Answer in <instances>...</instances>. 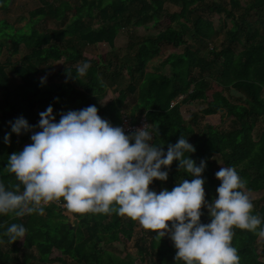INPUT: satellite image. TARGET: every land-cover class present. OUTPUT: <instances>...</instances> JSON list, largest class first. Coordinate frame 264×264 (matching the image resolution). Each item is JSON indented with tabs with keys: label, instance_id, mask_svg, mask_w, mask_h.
<instances>
[{
	"label": "trees",
	"instance_id": "obj_1",
	"mask_svg": "<svg viewBox=\"0 0 264 264\" xmlns=\"http://www.w3.org/2000/svg\"><path fill=\"white\" fill-rule=\"evenodd\" d=\"M10 2L0 0V12L6 11ZM228 2L227 6L214 0H54L31 11L28 22L21 28L0 19V51L5 45L11 54L18 53L20 46L25 50L18 62L5 65L0 62V181L6 188L18 183L5 169L8 154L31 142L29 134L11 133L9 121L23 116L35 125L38 113L49 104L54 114L95 105L101 118L116 125L127 97L134 94L130 117L144 114L147 124L158 127L159 134L154 135L153 143L162 145L166 151L167 145L174 144L182 134L195 146L190 158L197 165L201 159L206 160L202 174L206 200L216 196L213 192L218 181L213 177L212 160L215 155L224 167L236 170L245 181V189L264 191V0ZM165 3L178 7L179 11L169 12ZM203 11L222 13L228 22L223 41L210 47L206 56H200L184 38L189 33L203 47L214 40L216 30L212 22L201 16ZM44 18L51 19L57 27L38 30L35 24ZM149 20L153 26L162 21L163 29L155 35H129L126 53L121 58L112 51L107 57L83 51L86 46L99 43L112 48L122 29L142 27ZM162 46L182 50L166 54L153 72L146 71ZM235 46L241 48L237 53ZM50 61L66 65L56 73L62 81L41 85L38 67ZM84 62L89 64L86 75L73 79L77 67ZM165 67L169 75L158 71ZM213 68L215 73L211 71ZM118 78L126 79V84L119 87ZM109 87L114 91L112 98L98 103ZM232 89L239 94L233 96L235 102L229 97ZM179 96L182 99L171 106ZM185 102H200L204 107L198 113L192 112L186 121L180 113ZM221 110L230 121L227 130L199 125L200 117ZM261 121L254 140L253 130ZM6 132L10 134L8 145L3 142ZM182 179L191 177L182 169L178 171L177 162L173 161L167 181L154 180L151 186L157 192L171 190ZM64 211L50 203L43 214L0 216V239L4 240L0 244V264H134L135 258L128 253L120 257L109 248L129 241L137 221L115 213L71 212L77 220L72 229ZM202 212L201 222H209L207 210ZM252 214L258 215L264 226V205L253 207ZM11 223L24 225L23 240L9 243L2 235ZM231 243L237 249L240 264H264V239L258 240L255 233L234 229ZM134 245L138 258L148 260L149 264H183L174 260L176 249L167 236L159 242L152 232L142 228V237ZM53 250L59 254L51 258Z\"/></svg>",
	"mask_w": 264,
	"mask_h": 264
},
{
	"label": "clouds",
	"instance_id": "obj_2",
	"mask_svg": "<svg viewBox=\"0 0 264 264\" xmlns=\"http://www.w3.org/2000/svg\"><path fill=\"white\" fill-rule=\"evenodd\" d=\"M88 68L82 63L71 77L85 76ZM45 83L46 76L40 77V84ZM38 115L35 125L23 116L8 122L11 133L29 134L31 142L8 154L5 169L18 183L6 188L0 181V216L43 214L52 202L81 215L115 213L137 221L159 242L167 236L176 249L174 260L183 264H240L231 243L234 229L264 239L262 221L252 214L245 181L234 168L215 172L217 195L206 200V160L197 165L190 158L195 146L182 134L165 151L153 143L159 134L154 123L126 133L101 118L95 105L54 114L49 104ZM3 142L10 143L9 133ZM173 161L191 179L180 180L171 190L151 189L154 180L167 181ZM202 209L207 210V223L201 222ZM25 233L23 224L11 223L2 235L12 243L23 240Z\"/></svg>",
	"mask_w": 264,
	"mask_h": 264
},
{
	"label": "rangeland",
	"instance_id": "obj_3",
	"mask_svg": "<svg viewBox=\"0 0 264 264\" xmlns=\"http://www.w3.org/2000/svg\"><path fill=\"white\" fill-rule=\"evenodd\" d=\"M67 1H72V0H67ZM215 2L218 3H225L226 5L229 3V0H214ZM241 4H243L244 0H239ZM54 2V0H11L8 8L6 11L4 12H0V19L4 20L7 24L16 27V28H21L23 27L29 19V13L33 10H36L38 8H41L45 5V3H51ZM228 6V5H227ZM164 8L167 9L169 12H177L179 11V8L176 6H173L169 3H165L164 4ZM201 16H203L205 19L209 20L210 22H212V25L214 27V29L216 30V36L214 38V40H211V44L210 42H208L206 44V47H203L201 45H199L197 43V41L194 40V38H191L190 34L188 33L187 36H184V38L186 39L188 44H193L195 50H198L199 55H203L206 56L207 54V50H209L210 47H213L214 45L218 46L219 43L221 41H223V34H224V30H225V24L228 25L227 20L224 18V14H220V15H214L212 12H204L201 13ZM35 27L38 30H44V29H49V28H55L56 23H54L51 19L48 18H44L42 20H40L39 22H37L35 24ZM164 27V23L161 21L160 23H158L157 25L153 26L152 22L149 20L148 22L145 23V25H143L142 27H133L130 26L129 28H125L122 29L117 36L114 39L113 42V46L112 48H110L109 46H107L104 43H99L96 44L94 46H86L83 51H85L87 54L90 55H101V56H105L107 57L108 54L112 51V53H116L118 55V57H122L125 55L126 53V45H127V41H128V37L129 35H133V36H145V35H155L156 33H158L160 30H162ZM241 48L238 46L234 47V53H237ZM182 50V48H173L171 46H162V49L158 55V57H156L155 59H153L152 61H150L148 63V67L147 70L148 72H153L155 70V66L157 65L158 61L164 57L166 54L169 53H180ZM25 54V50L20 46L19 47V51L16 54H11L10 53V49L5 45L1 48L0 51V62L2 64H7L8 62L10 63H15L16 61H20V58ZM66 65L63 62H48L42 66L38 67L39 72L37 73L38 78L42 77V76H46V83L48 85H52V84H56L62 81V79L58 78L56 76V73L62 69L63 67H65ZM8 67V66H6ZM159 72L165 74V75H169V69L168 67H165L162 70H158ZM213 73L216 72V69L213 68L211 70ZM6 72L9 74L8 69H6ZM207 72H204L203 75L204 77L208 78V76L206 75ZM194 76H198V72L195 71L194 72ZM126 79L123 78H118L117 80V84L120 86H124L126 84ZM113 90L111 89V87L108 88L106 95L104 96L103 100L98 102V103H102V102H106L108 99L112 98V94H113ZM230 94L232 96L231 100L233 102H235V100L233 98V96H239V94L234 91L233 89L230 90ZM263 94H264V90H263ZM116 94L114 93V96ZM134 97L135 95H129L124 103V107H123V114L130 116V108L131 106L134 104ZM204 105L200 102H185L184 104L181 105L180 107V113L182 115V118L184 120H189L190 118V114L192 112H199L201 109H203ZM224 114V110L219 111L218 113L214 114V115H206L203 117H200L199 120V125L205 127L206 125H211L213 127H216L220 130H227L230 127V121L229 119H226L223 117ZM262 126V121L259 122L258 124H256L254 130H253V137L254 140L257 139L258 134H259V129ZM28 144V143H26ZM25 144V145H26ZM213 177L216 179L215 177V172L218 171L221 167H224L222 161L215 155L213 157ZM217 180V179H216ZM218 181V185L220 183L219 180ZM151 189H155V187L153 186H149ZM245 191L248 193L249 198L253 204L254 208H258L261 205H264V191H250L245 189ZM215 195L216 191L214 190L213 192ZM212 193V194H213ZM64 214L66 216H68L69 222L71 224V226H73V221L75 220V218H73V216L71 215V212L69 210H65ZM142 237V227L139 225V223H136V226L133 229V234L132 237L129 241L127 242H118L116 244H113V247L109 248V250L111 252H113V254L118 255L120 257L124 256V254L128 253L131 257L135 258L134 264H149L148 260H141L138 258V255L136 253V248L134 245V241L138 238ZM261 238L258 237V240H260ZM8 247L5 245L4 249H7ZM58 252L53 250L50 257L54 258L58 256ZM21 256V255H20ZM28 264V263H27ZM29 264H41V263H34L31 262ZM45 264H60V263H45Z\"/></svg>",
	"mask_w": 264,
	"mask_h": 264
},
{
	"label": "built area",
	"instance_id": "obj_4",
	"mask_svg": "<svg viewBox=\"0 0 264 264\" xmlns=\"http://www.w3.org/2000/svg\"><path fill=\"white\" fill-rule=\"evenodd\" d=\"M182 99V96L177 97L176 100L172 101L170 105H174L176 102L180 101ZM144 124H147L146 118L144 114H141L139 116H136L134 119L130 116L127 117V115L123 114L120 117V121L115 126H121L126 133L133 131L135 128L141 127ZM54 205L59 207L62 210H67L62 202H52Z\"/></svg>",
	"mask_w": 264,
	"mask_h": 264
},
{
	"label": "water",
	"instance_id": "obj_5",
	"mask_svg": "<svg viewBox=\"0 0 264 264\" xmlns=\"http://www.w3.org/2000/svg\"><path fill=\"white\" fill-rule=\"evenodd\" d=\"M73 223H74L73 226H70V228H72V229L75 228V225L77 224V220H74Z\"/></svg>",
	"mask_w": 264,
	"mask_h": 264
}]
</instances>
